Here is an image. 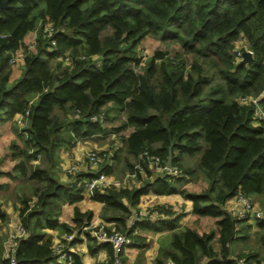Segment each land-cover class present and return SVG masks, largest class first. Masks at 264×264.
I'll return each mask as SVG.
<instances>
[{
  "label": "trees",
  "instance_id": "obj_1",
  "mask_svg": "<svg viewBox=\"0 0 264 264\" xmlns=\"http://www.w3.org/2000/svg\"><path fill=\"white\" fill-rule=\"evenodd\" d=\"M2 1L0 124L16 114L25 118L23 127H13L20 145L15 140L9 145L12 170H0V176L26 184L15 188L17 214L28 232L19 241L18 264L54 259L45 229L68 234L90 222L91 211L77 207L72 226L58 221L62 205L80 199L83 179L95 175L78 172L60 179L59 149L105 132L101 121L109 105L124 116L111 132L132 127L120 138L144 170L130 188L94 190L91 197L103 203L104 212L124 223L142 194L179 193L192 201L193 221L211 217L216 231L175 229V218L161 248L173 264H264V217L255 218L262 253H238L232 245L248 239L251 225L227 210V202L241 191L261 197L264 212V125L253 115L256 104L238 101L258 97L264 112V0ZM46 23L53 28L49 37L43 32ZM36 30L34 42L26 45L25 35ZM149 34L174 46L155 49L143 63L137 48ZM246 47L253 53L242 63ZM18 49L20 75L10 81L9 58ZM53 59L63 63L58 73ZM208 69L218 83L211 84ZM100 113L103 118H91ZM169 147L177 175L154 172L141 157L148 150L164 163ZM197 177L200 190H188L185 180ZM156 209L172 214L170 207ZM72 257V264H81L79 255Z\"/></svg>",
  "mask_w": 264,
  "mask_h": 264
},
{
  "label": "crops",
  "instance_id": "obj_2",
  "mask_svg": "<svg viewBox=\"0 0 264 264\" xmlns=\"http://www.w3.org/2000/svg\"><path fill=\"white\" fill-rule=\"evenodd\" d=\"M27 34L24 37V43L26 45H30L34 42L36 32L30 31ZM17 52H21V49H18ZM19 62L22 63V58L16 64L10 66V81L16 79L20 75L21 64H19ZM110 110L114 109L111 107ZM13 118L6 122L8 123L11 121L12 123L14 121ZM106 120H108V112ZM13 123L14 127L16 124L15 122ZM101 124L105 128L107 127L105 124H103V122H101ZM2 127L6 129L5 132L9 131L7 124L2 125ZM128 128H130V130L124 134L125 136L128 135V133L132 130L131 127ZM115 133L116 132L106 130L103 133H98L97 135L89 136L83 140L77 141L76 144L72 147H61L59 149L60 169L58 171L60 179L65 181L69 178L70 174L64 171V168L69 165H74L76 167V171L74 173L87 172L96 174L100 170L106 173L107 176L115 175V173H112V169H114V165H112V162H114L113 158L115 157V154H112L109 160L105 158L102 164H100L99 168L97 169H93V167H91L86 160V151L92 149L93 146L95 147V144L100 145V143H98L96 139L106 134H112V138L116 146L124 148L123 142L121 141L120 137V141L118 139H114L113 136ZM12 140H15L20 145V141L15 132L14 137H11L9 141ZM86 180L87 179H83V182H85ZM9 181L14 180L10 179ZM133 181L134 184L138 183L136 180H131L130 187L134 185ZM3 184L0 183V187H2ZM80 195L81 198L76 200L75 202H66L62 205L60 213L58 215V221L67 223L72 226L74 208L77 207L81 212L91 211L92 215L89 221L90 225L92 226L104 225L108 228L116 227L120 228L123 231L131 233L130 235L132 243L125 248L122 254L124 264H173L168 257L164 256L161 250L162 245L167 246L168 236L172 231L171 228H168V225L170 223H173L174 219L178 217V219L176 220L175 229L183 225L192 227V225L194 224H196L195 228L198 227L199 229L200 223L197 225V222H194L192 218V201L184 198L179 193L159 194L153 191H148L147 193L142 194L139 198L138 203L134 207H130V214L128 215L127 219L124 220V223H121L116 218L113 219L109 211L104 212L103 203L96 199H93L90 195H88L84 190V187L82 188ZM254 198H256V196H254ZM253 204L254 207H256V202ZM156 205L170 207L172 214L169 216L162 215L157 217L156 219L152 217L149 218L145 215L140 214V212L142 211L150 212L151 210L156 209ZM230 206H236L232 199L227 202V207ZM257 208L261 209L260 202ZM17 213L18 210L16 208L14 210L13 206L9 202L4 203L3 201H0V215H4V217L0 216V235H2L3 233L5 234L8 229L12 228L16 219H18ZM104 213L109 217V219L105 218ZM246 220L247 223L251 225L249 233L255 235V233L259 230L255 224V218L252 217V219L248 218ZM158 226L160 227L158 228ZM44 231L45 237L50 238L52 242H55L57 239L62 238L66 234L60 233V231L56 229H45ZM74 233L75 237L71 242L70 248L73 253L79 255L81 264H110L111 249L109 244L98 242L93 238L88 239L85 231L79 232V230H74ZM3 236L0 239V244L2 245V247L4 240ZM239 262L241 263V261ZM49 264H53V260L50 261Z\"/></svg>",
  "mask_w": 264,
  "mask_h": 264
},
{
  "label": "built area",
  "instance_id": "obj_3",
  "mask_svg": "<svg viewBox=\"0 0 264 264\" xmlns=\"http://www.w3.org/2000/svg\"><path fill=\"white\" fill-rule=\"evenodd\" d=\"M53 28L50 23H46L43 28L44 35L49 37L52 34ZM243 45V43H242ZM245 51L253 53V51L246 47ZM15 55V57H14ZM240 55V52L237 53ZM242 56V54H241ZM22 58V51L13 52L9 58V63L14 64ZM241 59V57H240ZM68 60V56L64 57V62ZM238 101L242 104L246 103H254L256 104L255 109L253 111V115L256 118V121L262 123L264 120V112L258 107V97H253L250 95L240 96ZM28 112H25V115ZM94 121L99 120L98 118H103V113H100L98 116L94 115L91 117ZM14 122L20 128L25 124V118L22 114H16L14 116ZM263 124V123H262ZM264 125V124H263ZM24 135L27 136L26 132ZM141 157L147 161L149 164V168H158L160 171H164V173L169 174H179V169L177 167H167L165 162L162 163V159L159 155L155 153H151L148 150L142 152ZM105 159V154L98 150L89 149L86 151V160L90 164L93 169L99 168L100 164ZM144 167L140 162H135L132 166V170H128L126 176L123 179L115 178L114 176H107L103 171H98L92 178H89L84 182V190L88 195H92L96 188L102 187H114V188H124L131 186L130 177H136L137 173H143ZM64 171L68 174H73L76 171V167L74 165H69L64 168ZM134 182V181H133ZM236 206L227 207L228 212L236 218V219H248V218H263L264 212L255 208L250 197L244 195L241 191H238L233 198H231ZM141 215H145L147 217L157 218L163 215L162 211L158 209H153L150 212L142 211ZM88 231L89 235L98 242L107 243L111 249V259L110 264H124V260L122 254L125 248L132 243L131 237H129L125 232L120 231L116 228H108L104 225H90L84 223L79 229V232ZM28 232L19 217L14 222L12 228L8 229L5 233V237L3 240V257L6 259L7 264H18L17 259V249L19 245V241L25 237H27ZM75 237L74 231L71 233H66L62 238L57 239L55 242H52V250L54 254L53 264H72L73 261V252L70 248L71 242ZM173 263V262H172ZM243 264V263H241Z\"/></svg>",
  "mask_w": 264,
  "mask_h": 264
},
{
  "label": "rangeland",
  "instance_id": "obj_4",
  "mask_svg": "<svg viewBox=\"0 0 264 264\" xmlns=\"http://www.w3.org/2000/svg\"><path fill=\"white\" fill-rule=\"evenodd\" d=\"M35 32L37 33V30ZM173 46L174 44H172L171 42L162 41L161 39H159V37L153 34H149L140 41L138 48H137L139 52L138 56L142 55L141 59L143 60V63H145L147 61V58L153 54V51L155 49L172 51ZM59 61L60 60H56V59L52 60V67L57 73L60 71V68L63 67V63H61L60 65ZM19 64H21V62H19ZM10 65H13V64H10ZM205 68H208V66H205ZM208 72H209V75L212 76L211 84L213 85V84L218 83L219 82L218 78L214 74L213 69H208ZM110 109H111V105L108 106V111H107L108 120H105L104 118L103 121H101L103 122V124L107 126L106 127L107 131H111L110 126L112 125L117 126L124 120L123 114L118 113L117 111H114V110H110ZM13 122L12 123L11 121L8 123L3 122L4 124L3 123L0 124V170L5 171V172L11 171L13 164L15 163V161H12L11 150L9 149V145L11 143V141L9 140L11 139V137H14V132H13L14 123ZM262 123L264 124V120L262 121ZM5 124H7L8 130L10 132L9 131L5 132L6 129L2 127V125H5ZM129 130L130 128H127V129H124V130H121L115 133L113 136L114 139H118L120 141L121 138L119 139V137H121L122 135L124 136V134L127 133ZM96 141L100 143V145L95 144V147L93 146L92 149L103 152L107 160L110 159V156L112 154H115V157L113 158L114 162H112V165H114L113 166L114 169H112V173H115V175H113L115 178L123 179L126 176V173L128 172L127 170H129L127 169L129 164L130 163L133 164L135 162L134 157L130 153H128L127 150L124 149L125 147L121 148L120 146L118 147L116 146L112 138V134H106L100 138H97ZM194 159L195 158H191V159L187 158V162L193 163ZM151 170L154 172H158V173L162 172L160 171L161 169H158V168L156 169L152 168ZM131 179L134 180V178L130 177V180ZM188 179L189 180H185L184 182L188 190L190 191L200 190V188L202 187V181L200 180L199 177L188 178ZM9 180L10 178L8 176H0V183L1 184L5 183L2 185V187H0V201H3L4 203L9 202L15 210V208H18L20 206L19 200L17 198L18 193L16 192V189H15L16 185L19 183L22 185L23 189H25L26 184L24 183L22 179L20 180L14 179V181H9ZM29 184L31 183L29 182ZM258 198L260 200H258ZM250 199L252 200L253 203L256 202L257 205L255 208L258 207L259 202L262 200L261 197H257V196L256 198H254V196H250ZM194 222H197V225L200 223L199 229L196 228L198 232H201V230L216 231V224L213 222V219L211 217L204 216V217H201L198 221L195 220ZM192 227L195 228L196 224L192 225ZM3 234L0 235V239L2 238ZM3 237H5V234ZM233 247L235 248L236 252L242 251L244 253H247L249 251H254V252L262 253L261 245L257 242L256 236L250 233H249V238L247 240L245 241L237 240L233 244ZM3 260L5 261L6 259L3 257V247H2V251L0 253V264H3Z\"/></svg>",
  "mask_w": 264,
  "mask_h": 264
},
{
  "label": "water",
  "instance_id": "obj_5",
  "mask_svg": "<svg viewBox=\"0 0 264 264\" xmlns=\"http://www.w3.org/2000/svg\"><path fill=\"white\" fill-rule=\"evenodd\" d=\"M5 5H6V2L0 0V9L3 8ZM251 57H252V55H251L250 52H248V51H243L241 62L244 63V62H246L247 60H249ZM165 165H166L167 167H171V165H172V155H171V149H170V147H169V149H168V155H167V158H166V160H165Z\"/></svg>",
  "mask_w": 264,
  "mask_h": 264
}]
</instances>
